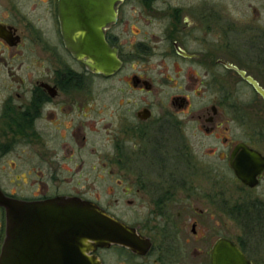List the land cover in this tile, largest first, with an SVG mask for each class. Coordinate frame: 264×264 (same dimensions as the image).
I'll return each mask as SVG.
<instances>
[{
	"label": "flooded vegetation",
	"instance_id": "flooded-vegetation-1",
	"mask_svg": "<svg viewBox=\"0 0 264 264\" xmlns=\"http://www.w3.org/2000/svg\"><path fill=\"white\" fill-rule=\"evenodd\" d=\"M111 8L105 75L73 57L60 0H0V199L88 202L148 243L86 252L100 264H264V167L254 186L233 167L242 145L264 162L247 79L264 91V0ZM232 114L257 127L232 130ZM5 227L0 205V249Z\"/></svg>",
	"mask_w": 264,
	"mask_h": 264
},
{
	"label": "water",
	"instance_id": "water-1",
	"mask_svg": "<svg viewBox=\"0 0 264 264\" xmlns=\"http://www.w3.org/2000/svg\"><path fill=\"white\" fill-rule=\"evenodd\" d=\"M115 1L60 0L62 29L73 57L89 70L105 75L114 73L120 66L116 49L107 43L101 29L109 21ZM247 79L264 95L255 81ZM241 154L233 164L235 173L254 186L255 175L264 167V162L257 152L243 145ZM0 205L6 207L0 264H100L95 256H88L86 252L111 243L137 251L148 247L132 229L104 215L88 202L0 199Z\"/></svg>",
	"mask_w": 264,
	"mask_h": 264
},
{
	"label": "rangeland",
	"instance_id": "rangeland-1",
	"mask_svg": "<svg viewBox=\"0 0 264 264\" xmlns=\"http://www.w3.org/2000/svg\"><path fill=\"white\" fill-rule=\"evenodd\" d=\"M111 83H114L115 84V82H110V83H105L104 84V88H107L108 87V90H105L104 91V94L102 95V94H100V96H104V97H109V96H115V94L117 95L118 93L116 92V91H113V89H110V85H111ZM114 86V85H113ZM116 86V85H115ZM166 90H169V89H166ZM169 91H171V90H169ZM161 95H166L165 93H162ZM239 106V105H238ZM242 106V105H241ZM240 109H238V111H239ZM234 111V110H233ZM232 111V112H233ZM237 111V112H238ZM253 112V111H252ZM233 113H235V112H233ZM230 117V120H229V122L227 123L228 124V127L229 128H231L232 130H235V131H238V130H240V129H242V128H247V126H248V128H250V129H252V128H256L257 127V124L256 123H249L247 126H242L241 124H240V121H239V119H237L236 117H235V114H232V115H229ZM263 190H262V187H259V188H257L256 190H255V192H257V193H260V192H262ZM105 260H106V264H116L117 262H116V257L114 256V253H112V252H110V253H108V255L106 256V258H105Z\"/></svg>",
	"mask_w": 264,
	"mask_h": 264
}]
</instances>
